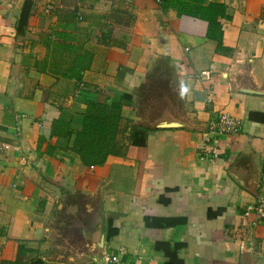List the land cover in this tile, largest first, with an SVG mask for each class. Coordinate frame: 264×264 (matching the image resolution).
<instances>
[{"label": "crops", "instance_id": "0c3cea01", "mask_svg": "<svg viewBox=\"0 0 264 264\" xmlns=\"http://www.w3.org/2000/svg\"><path fill=\"white\" fill-rule=\"evenodd\" d=\"M204 1L229 15L221 48L206 21L156 0H0V264H95L108 252L124 264H264V219L241 217L264 197V0ZM112 7L134 22L97 41V15ZM73 11L69 42L54 32ZM76 55L89 59L81 80L68 73ZM89 102L127 123L120 156L95 166L72 151ZM219 112L240 126L203 160V132ZM131 126L145 139L140 153ZM73 203L81 231H53L54 214ZM70 234L78 240L68 245Z\"/></svg>", "mask_w": 264, "mask_h": 264}, {"label": "trees", "instance_id": "16d2710c", "mask_svg": "<svg viewBox=\"0 0 264 264\" xmlns=\"http://www.w3.org/2000/svg\"><path fill=\"white\" fill-rule=\"evenodd\" d=\"M161 4L163 10L169 8L175 9L178 15L185 14L192 17H198L207 22L206 36L209 39L217 41V48L222 47V25L221 18L229 19L226 7L218 3H205L204 0H156ZM116 5V4H115ZM30 8V1H25L19 25L23 30L26 25V18ZM71 23L66 24L60 31L54 32L56 37L69 41L73 38L70 32H66L67 26L75 29V24L79 21L80 16L77 11L69 13ZM99 20L98 33L96 40L104 43L106 38H109L115 29L129 30L134 22L133 15L119 7H112L103 15H97ZM108 43V42H107ZM109 44V43H108ZM53 49L67 50L69 53H75V48L71 43L60 44L54 43ZM86 55H76L71 61V66L68 68L69 75L81 80V71L88 66ZM119 109L108 107L100 102H89L85 108L82 128L75 134L72 151L76 154L79 162L83 166H95L103 163L109 155L120 156L119 136L120 131H124L127 123H122ZM124 122V120H123ZM122 124L124 125L122 128ZM131 144L136 146L138 152L144 150L145 139L139 128L131 126L130 132ZM115 214L111 213L109 220ZM181 263L180 260H176ZM40 258H35L29 263L15 264H42Z\"/></svg>", "mask_w": 264, "mask_h": 264}, {"label": "built area", "instance_id": "2783aa9c", "mask_svg": "<svg viewBox=\"0 0 264 264\" xmlns=\"http://www.w3.org/2000/svg\"><path fill=\"white\" fill-rule=\"evenodd\" d=\"M54 8L55 4L53 2L47 3V12L52 11ZM239 126V119L225 112H219L216 116L210 118L203 132L200 158L208 161L216 159L219 156V136L232 134L239 129ZM251 212L255 214L257 219H264V197L253 204L247 205L241 217H247ZM255 223L254 220L251 224L254 225ZM95 264H124V262L121 260L119 253L108 252L103 254Z\"/></svg>", "mask_w": 264, "mask_h": 264}, {"label": "rangeland", "instance_id": "374dc122", "mask_svg": "<svg viewBox=\"0 0 264 264\" xmlns=\"http://www.w3.org/2000/svg\"><path fill=\"white\" fill-rule=\"evenodd\" d=\"M75 205L76 204H74V203H73V205H71V210L70 211L67 210V209H64V213L63 214H58V213L54 214V216L60 215V217L57 216L54 219V229H53V231H58V232H60V231H81L79 229V227L75 226L76 223L74 221V217H75L74 215L77 214L79 211H81V207H82V212L87 210V214H85L84 217L88 218L87 224L90 223L91 220L88 217V215H89L88 210L90 211L92 209V207H93L92 203L91 202L90 203H87V202L83 203V205L80 207L79 211H77V212L75 210L78 208L79 205L78 206H75ZM68 207H70V206H68ZM61 215H63V216H61ZM71 217H73V219H71ZM90 217H91V215H90ZM77 223L79 224V221ZM83 224H85V223H83ZM70 235H72V234H70ZM70 235L67 238H69ZM74 238H76V237H74V235H72V239L70 241H68V245H70L69 242H73V240L75 242L76 240H78V238H76V239H74ZM59 239H60V237H57V240H59ZM77 246H79V245L77 244L76 247H74V248L72 247L71 248L73 250V254L77 253L76 252V250H77L76 248H78ZM68 254H71V251L68 250Z\"/></svg>", "mask_w": 264, "mask_h": 264}, {"label": "water", "instance_id": "95a60500", "mask_svg": "<svg viewBox=\"0 0 264 264\" xmlns=\"http://www.w3.org/2000/svg\"><path fill=\"white\" fill-rule=\"evenodd\" d=\"M101 231V229H98L97 233L93 234L92 236L95 251L99 254H101L103 248V234Z\"/></svg>", "mask_w": 264, "mask_h": 264}]
</instances>
